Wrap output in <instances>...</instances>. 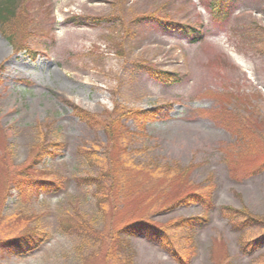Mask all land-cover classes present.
<instances>
[{"label": "rangeland", "instance_id": "1", "mask_svg": "<svg viewBox=\"0 0 264 264\" xmlns=\"http://www.w3.org/2000/svg\"><path fill=\"white\" fill-rule=\"evenodd\" d=\"M211 1L28 0L0 34V264H179L154 235L121 244L136 224L190 264H264V0Z\"/></svg>", "mask_w": 264, "mask_h": 264}, {"label": "trees", "instance_id": "2", "mask_svg": "<svg viewBox=\"0 0 264 264\" xmlns=\"http://www.w3.org/2000/svg\"><path fill=\"white\" fill-rule=\"evenodd\" d=\"M237 0H212L209 3V6L207 7L209 10L212 11L213 17L215 19H219L221 17H224L227 15L230 7L232 4ZM28 0H0V34L5 37L12 45L15 43V39L18 37V35L24 31L25 27H27L30 23L28 16ZM182 32L185 33L188 37H193L194 42H197L202 35L201 30H198L195 27H191L190 25H183L181 26ZM149 74L152 78H154L156 81L166 84V85H173L178 84L181 79L178 74L166 72V71H157L153 69H148ZM74 108V107H73ZM174 106L172 104H168L159 108L151 109V110H145V111H138V112H131L130 116L134 117L138 123H142L143 126L147 125L148 123H153L157 121H164L169 118L170 113L173 111ZM75 110L78 112V116L83 119L84 121H89V116L85 114L84 112L80 111L78 108H75ZM82 112V113H81ZM264 172V165L258 169V171L253 172V174H260ZM44 189L41 191V189ZM58 189L54 188H48V186H42L39 187V189L36 187L34 190H32V193H44V194H52L56 193ZM211 197L207 194H200L195 193L190 195L189 200H193V202L198 203H213L212 200H210ZM211 201V202H210ZM214 204V203H213ZM212 206L214 207V205ZM241 213V211H240ZM243 215H248V220L250 222L254 223H262L261 219L252 217L249 215V213L242 212ZM203 221H207V217L204 219H201ZM198 221V220H196ZM195 220L192 222L194 223ZM202 223L200 222L197 225H192V229L201 228ZM66 231L68 233H71L72 231V225H67L65 227ZM79 229V227H78ZM195 231V230H194ZM155 231L153 229H150L147 227V225L144 224H136L131 225L125 228L120 233V241L121 244H128V241L125 237H132V236H152L161 241L163 240L165 243V247L168 250V252L171 254L173 259L179 263V264H190L192 257L187 256L185 253L181 254V252L177 251L176 248H174V245L169 240V237L166 235L165 232L161 231L160 233H154ZM33 235V234H32ZM264 245V238L258 242L257 244ZM31 243L28 242H21L19 246L10 248L12 253H22L25 254L27 250L31 249L30 245ZM256 244V245H257ZM255 246V245H254ZM260 246H258L259 248ZM253 248V247H252ZM251 248V249H252ZM247 248L245 247L244 250ZM250 249H247L249 251Z\"/></svg>", "mask_w": 264, "mask_h": 264}]
</instances>
